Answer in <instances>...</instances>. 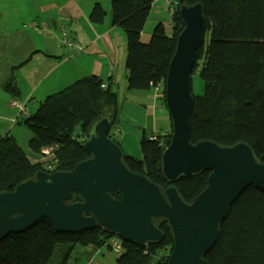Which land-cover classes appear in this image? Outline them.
Wrapping results in <instances>:
<instances>
[{
	"label": "trees",
	"instance_id": "16d2710c",
	"mask_svg": "<svg viewBox=\"0 0 264 264\" xmlns=\"http://www.w3.org/2000/svg\"><path fill=\"white\" fill-rule=\"evenodd\" d=\"M154 2L110 1L112 25L127 34L128 88L143 90L162 83L159 93L166 107L164 83L177 36L184 27L179 6L202 3L206 31L192 69L191 140L210 139L224 145L243 141L264 162V0H179L170 20L171 31L159 21L145 43L141 32ZM105 16V8L100 3L94 5L90 19L102 22ZM198 73L203 89L195 95L193 79ZM102 84L96 75L83 76L48 95L34 112L21 118L20 125L33 133L29 148L36 154L49 149L52 157L48 160L33 162L9 132L0 134V192L13 190L40 170H71L90 157L85 141L93 124L106 114L113 124L116 116V93ZM3 85L18 97L15 76ZM170 138L171 128L143 137L141 159L124 156L132 171L147 175L163 189L169 182L162 173V154ZM209 174L205 170L175 183L185 201H193L206 188ZM75 200H80L77 194ZM158 225L165 232L161 241L140 246L120 239L116 264H167L172 235L166 221H158ZM114 237L99 226L77 233L59 232L42 218L25 231L0 239V264H81L91 257V253L86 255V247L114 250L110 242ZM206 258L210 264H264V190L250 186L242 192L231 205L220 237Z\"/></svg>",
	"mask_w": 264,
	"mask_h": 264
},
{
	"label": "water",
	"instance_id": "95a60500",
	"mask_svg": "<svg viewBox=\"0 0 264 264\" xmlns=\"http://www.w3.org/2000/svg\"><path fill=\"white\" fill-rule=\"evenodd\" d=\"M179 14L184 27L164 90L171 138L162 154V173L169 186L163 189L128 167L122 147L109 135L111 116L104 115L85 141L90 157L71 170H40L13 190L0 192V239L46 218L59 232L99 226L122 241L145 246L165 237L158 221H166L173 241L167 264H210L206 256L231 205L250 186L264 190V162L243 141L191 140L192 69L204 41L206 16L200 2L181 4ZM205 170L210 171L206 188L185 201L175 183Z\"/></svg>",
	"mask_w": 264,
	"mask_h": 264
},
{
	"label": "crops",
	"instance_id": "0c3cea01",
	"mask_svg": "<svg viewBox=\"0 0 264 264\" xmlns=\"http://www.w3.org/2000/svg\"><path fill=\"white\" fill-rule=\"evenodd\" d=\"M110 1L0 0V89L4 92L0 98V134L9 132L33 162H43L52 155L31 151L29 141L33 133L20 125L22 117L34 112L48 95L83 76L96 75L110 87L115 82L120 64L118 60L115 65L114 62L111 64L110 59V62L103 63L105 55L101 54L102 48L110 54L115 53L121 36L117 26L112 25L107 16L105 4L110 5ZM97 3L106 10L102 22L90 19ZM159 3H154L141 32V40L145 43L151 38L153 26L163 18ZM168 30L171 31V24ZM84 56L96 59L82 65ZM104 74L108 75L104 77ZM11 75L15 76L19 88L18 97L12 96L3 85ZM157 96L160 103L156 105L164 108L158 90ZM16 100L25 104L26 114L19 104H14ZM170 128L171 124L163 132ZM101 249L86 247V255L91 253V257L81 260V264H106L96 261ZM84 252L80 253L83 255Z\"/></svg>",
	"mask_w": 264,
	"mask_h": 264
},
{
	"label": "rangeland",
	"instance_id": "374dc122",
	"mask_svg": "<svg viewBox=\"0 0 264 264\" xmlns=\"http://www.w3.org/2000/svg\"><path fill=\"white\" fill-rule=\"evenodd\" d=\"M159 4L160 15L163 17L160 21L169 27L171 19L168 6L165 0L160 1ZM105 8L108 13L107 16L111 19L110 5L105 4ZM154 27L155 26H153V29ZM117 28L121 36L117 40L116 52L110 54L107 49L102 48L101 50V54L105 55L102 59L103 63L107 61L110 62V59L111 64L114 62L115 65L117 60L120 64L114 78L115 82L111 84L112 91L116 93L114 103L115 108H113L116 112V116L109 134L113 135V139L120 143L123 152L126 155L141 159V139L143 137L151 138L154 135L162 134V132L168 129L171 124V118L165 105L164 108L155 107L156 104L160 103V99L157 96V90L154 86L143 90H132L128 88V70L126 68L127 34L121 27ZM84 57V60L81 61L82 65H88L91 59H96V57ZM197 72H199V70ZM105 75L108 74H104L103 76L105 77ZM202 89L203 82L198 73L193 79V92L195 95H200ZM1 90L2 89H0V98L2 97L1 94H4ZM164 118L166 121H164ZM117 255L118 253L116 251L108 249V247L105 246L100 250V254L97 255L96 261L106 264H116L115 261Z\"/></svg>",
	"mask_w": 264,
	"mask_h": 264
},
{
	"label": "built area",
	"instance_id": "2783aa9c",
	"mask_svg": "<svg viewBox=\"0 0 264 264\" xmlns=\"http://www.w3.org/2000/svg\"><path fill=\"white\" fill-rule=\"evenodd\" d=\"M173 1L174 0H165V2H166V4H167V6H168V8L170 9V15H173L174 13H175V11H176V9H177V6L178 5H176V6H171V4L173 3ZM64 34H66V37H67V32H65ZM102 87H106V85L105 84H102ZM14 104H19L20 105V107H21V109L25 112V114H26V109H25V104H23V103H19L17 100L16 101H14ZM156 108H162V106L161 105H156ZM110 132V131H109ZM117 133V132H116ZM82 139H84V138H82ZM113 244H114V250L117 252V253H119V250H120V248H121V243L119 242V241H114L113 242Z\"/></svg>",
	"mask_w": 264,
	"mask_h": 264
},
{
	"label": "bare ground",
	"instance_id": "6f19581e",
	"mask_svg": "<svg viewBox=\"0 0 264 264\" xmlns=\"http://www.w3.org/2000/svg\"><path fill=\"white\" fill-rule=\"evenodd\" d=\"M160 1H162V0H155V2L154 3H157V2H160ZM179 4V0H174L173 1V3L171 4V6H176V5H178ZM168 10H169V16H170V19H171V17L173 16V15H170V9L168 8ZM162 83H159V84H157L156 86H154L155 88H156V90H159L161 87H162ZM164 85H165V83H164ZM153 87V86H152ZM106 115H109V114H106ZM104 116V115H103ZM44 152H48V153H51L50 152V150L49 149H46V150H44ZM121 238L120 237H118L117 235H115V237L113 238V239H111L110 240V242H111V247H113L114 248V244H113V242L114 241H119ZM120 242V241H119ZM121 243V242H120Z\"/></svg>",
	"mask_w": 264,
	"mask_h": 264
}]
</instances>
